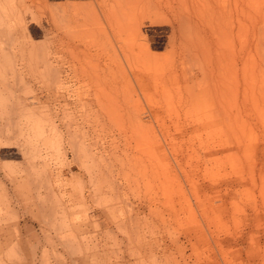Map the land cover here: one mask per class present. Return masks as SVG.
Listing matches in <instances>:
<instances>
[{
	"label": "rangeland",
	"instance_id": "obj_1",
	"mask_svg": "<svg viewBox=\"0 0 264 264\" xmlns=\"http://www.w3.org/2000/svg\"><path fill=\"white\" fill-rule=\"evenodd\" d=\"M0 264H264V0H0Z\"/></svg>",
	"mask_w": 264,
	"mask_h": 264
},
{
	"label": "bare ground",
	"instance_id": "obj_2",
	"mask_svg": "<svg viewBox=\"0 0 264 264\" xmlns=\"http://www.w3.org/2000/svg\"><path fill=\"white\" fill-rule=\"evenodd\" d=\"M220 75H221V74H220ZM220 75H219V76H220ZM216 78H218V77H216ZM220 78H221V77H220ZM216 80H218V79H216ZM216 82H218V81H215V83H216ZM219 83H220V81H219ZM217 84H218V83H217ZM220 84H221V83H220Z\"/></svg>",
	"mask_w": 264,
	"mask_h": 264
}]
</instances>
